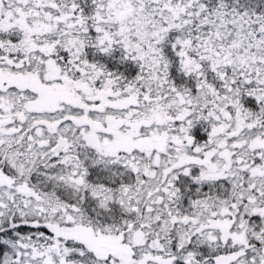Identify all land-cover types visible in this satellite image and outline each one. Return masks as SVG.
Here are the masks:
<instances>
[{"label":"snow or ice","instance_id":"6c2138e0","mask_svg":"<svg viewBox=\"0 0 264 264\" xmlns=\"http://www.w3.org/2000/svg\"><path fill=\"white\" fill-rule=\"evenodd\" d=\"M0 264H264V0H0Z\"/></svg>","mask_w":264,"mask_h":264}]
</instances>
